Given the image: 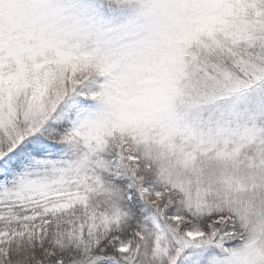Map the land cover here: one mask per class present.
<instances>
[{
    "label": "snow or ice",
    "instance_id": "obj_1",
    "mask_svg": "<svg viewBox=\"0 0 264 264\" xmlns=\"http://www.w3.org/2000/svg\"><path fill=\"white\" fill-rule=\"evenodd\" d=\"M0 264H264V0H0Z\"/></svg>",
    "mask_w": 264,
    "mask_h": 264
}]
</instances>
